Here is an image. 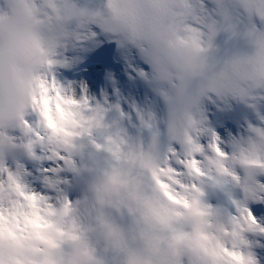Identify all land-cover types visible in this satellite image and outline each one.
I'll return each instance as SVG.
<instances>
[{
  "label": "snow or ice",
  "instance_id": "1",
  "mask_svg": "<svg viewBox=\"0 0 264 264\" xmlns=\"http://www.w3.org/2000/svg\"><path fill=\"white\" fill-rule=\"evenodd\" d=\"M61 2L62 15L75 19L79 26L93 19L114 24L99 12L77 9L67 0ZM145 7L154 15L142 16ZM125 15L133 21L132 26L123 33L111 34L122 44L138 50L150 68L149 72L138 74L157 85L156 91L164 104L178 105L188 113L181 129L169 128L172 143L150 166L152 182L177 207L195 205L198 215L211 217L200 201L202 193L196 181L206 172L230 178L243 197L234 202L236 215L226 224L217 221L214 226L209 221V227L215 231L202 234L205 251L211 264H257L245 234H264V225L257 222L258 217H264V182L258 179L264 176V114L259 111L264 95H250L249 86L258 74H264V57L237 54L223 64V71L217 72L207 63L206 53L221 29L242 35L252 48L264 43V0H130ZM57 63L49 59L47 69L36 77L30 107L21 115V132L27 137L22 146L29 155L37 146H48L52 158L70 164L54 147L53 139H61L69 146L74 137L100 124L104 109L93 106L86 95L77 97L71 89L61 87L51 72ZM209 93L221 100L237 99L255 112L256 123L247 124V135L235 138L231 151L206 126L201 115L200 101ZM116 110L119 111L118 106ZM29 114H34L35 119H25ZM140 119L144 127L156 131L157 121L152 113L141 115ZM3 135L0 131V137ZM202 136L208 138L206 145L200 142ZM104 147L119 160L132 146L117 136L109 138ZM22 175L19 166L12 170L0 160V242L5 236L18 242L36 236L46 246L56 248L58 241L45 238L41 232L48 227L46 217L53 200L28 189ZM64 202L70 207L69 202ZM160 219L165 222L163 217ZM71 237L77 238L75 233ZM33 252L39 257L43 249L36 247ZM0 264L23 262L13 257L5 259L0 243Z\"/></svg>",
  "mask_w": 264,
  "mask_h": 264
},
{
  "label": "clouds",
  "instance_id": "2",
  "mask_svg": "<svg viewBox=\"0 0 264 264\" xmlns=\"http://www.w3.org/2000/svg\"><path fill=\"white\" fill-rule=\"evenodd\" d=\"M130 0H106L104 19L85 21L101 26L106 32L127 31L133 21L125 15ZM61 0H4L0 5V130H21V115L30 107L36 77L47 69V61L62 47L70 33L68 25L75 19L62 15ZM144 7V6H142ZM142 16L154 15L146 8ZM256 59L264 57V43L250 53ZM223 71V66L217 71ZM250 95H264V74H258L249 86ZM164 121L169 131L179 130L187 122L188 113L178 105H165ZM11 140L0 137V146L7 148ZM56 149H64L61 139L54 138ZM156 156L139 145L117 160L113 156L98 170L89 171L85 182L87 212L64 201H53L47 215L48 227L42 235L58 241L51 248L36 236L23 242L5 236L2 250L5 259L13 257L23 264H105L97 255L93 241L102 242L105 252L119 255V264H211L206 254L203 233H212L209 221L201 217L195 205L177 207L162 195L152 182L150 166ZM185 182L187 178H185ZM189 199L191 196L189 194ZM123 209L131 220L130 234L107 214V209ZM90 217L81 224L83 217ZM161 217L165 219L161 223ZM77 238L73 239L71 234ZM63 234V235H61ZM43 252L36 257L33 249Z\"/></svg>",
  "mask_w": 264,
  "mask_h": 264
},
{
  "label": "bare ground",
  "instance_id": "3",
  "mask_svg": "<svg viewBox=\"0 0 264 264\" xmlns=\"http://www.w3.org/2000/svg\"><path fill=\"white\" fill-rule=\"evenodd\" d=\"M103 1L104 0H67V3L72 5V6H74L77 9H83L86 12H90V13L100 12V13H103L104 9L102 8V5H101ZM0 5H3V3L0 2ZM90 23H91V25L89 24V26L83 32L84 34H91V33H93L96 30L94 26L97 25V24L92 23V22H90ZM75 24H76V22L73 21L72 23H70L68 25L69 33L71 35H72V31L75 28ZM223 31H225V34L223 33ZM227 33H230L229 37H228ZM70 34L66 38H64L63 44L67 42ZM239 35L240 34H233V32H231V31H226L224 29H221V30L217 31L216 35L213 37V39H212V47L209 48V50H212V49L213 50L225 49L231 43L236 42V40H238ZM237 54H240V52L238 51ZM237 54L233 53L231 55L222 56V58H221L222 60L220 59V61H218L219 66L222 67L224 60H226V59L230 60V59H232L233 56H235ZM212 71H215V68L212 67ZM78 83H80V82H78ZM66 89H69V88H66ZM71 90L76 94L77 97H79L81 94H84L90 100L91 92H92L91 89L80 90V88L78 86L72 85V89ZM100 107L102 109H104V111L102 112L101 122H100V124L98 126L92 128L95 140L98 143H101V144L105 145L108 142L109 138H115V137L119 136L121 139H123L127 143L126 138H127L128 134L131 133L129 124H131L132 121H133L132 117L129 116L128 114H126V113H124L123 115H119L116 110L106 108L105 105L103 104V102L100 105ZM148 113H152L156 117V121H157V118L159 117L157 111L151 110ZM144 115H146V114H144ZM157 127L158 128L160 127V122H158V121H157V124H156V128ZM4 135H5V133H4ZM226 138L229 139V137H226ZM75 140L80 142L79 137L78 138L74 137L72 139L71 143H73V141H75ZM233 140L234 139H230V140H228V144L227 145L224 144L226 149H227V147H230V149L232 150L231 145L233 143ZM136 145L137 144H135L134 146H136ZM69 148L70 149H68V147L67 148L65 147V149H68V150L72 151L73 147H69ZM75 148H78V147H75ZM212 174H214V172ZM220 177L224 181L228 182L229 185L232 186L233 182L231 181L230 178L223 177V176H220ZM42 195H45V194H42ZM45 196L52 198V196H49V195H45ZM52 200H53V198H52ZM125 233L130 234V227L129 226H127L125 228ZM102 259H104V258H102Z\"/></svg>",
  "mask_w": 264,
  "mask_h": 264
},
{
  "label": "rangeland",
  "instance_id": "4",
  "mask_svg": "<svg viewBox=\"0 0 264 264\" xmlns=\"http://www.w3.org/2000/svg\"><path fill=\"white\" fill-rule=\"evenodd\" d=\"M4 0H0V2H3ZM105 1L104 0L102 2V8L104 9L105 7ZM77 24H75V29L72 31V33L75 32L76 28H77ZM225 30V29H224ZM228 31V30H226ZM223 33L225 34V31H223ZM230 33H227L228 37H229ZM70 37L71 34L68 38V43L70 41ZM240 52V54L242 53H246V54H250L252 52V47L247 43V41L243 38L242 35H239L238 40H236V42L231 43L229 46H227V48L219 50H208V52L214 53V59L211 62H208L209 65H211L213 68H215V71H218L221 67L218 64V61H220V59L222 58V56L224 55H231L233 53L237 54V52ZM222 60V59H221ZM229 59H226L223 61V64L228 61ZM223 66V65H222Z\"/></svg>",
  "mask_w": 264,
  "mask_h": 264
}]
</instances>
